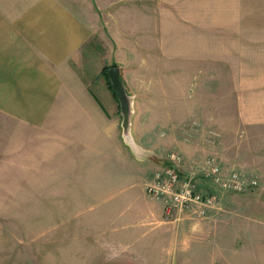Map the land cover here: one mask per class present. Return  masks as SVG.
Listing matches in <instances>:
<instances>
[{
	"label": "rangeland",
	"instance_id": "374dc122",
	"mask_svg": "<svg viewBox=\"0 0 264 264\" xmlns=\"http://www.w3.org/2000/svg\"><path fill=\"white\" fill-rule=\"evenodd\" d=\"M89 1L96 35L49 128L0 115V264H264L263 45L243 23L264 21V0ZM112 66L134 102L129 136ZM98 111L126 151H84ZM172 152L181 178L217 195L206 217L167 219L148 194ZM212 156L258 184L191 176Z\"/></svg>",
	"mask_w": 264,
	"mask_h": 264
},
{
	"label": "crops",
	"instance_id": "0c3cea01",
	"mask_svg": "<svg viewBox=\"0 0 264 264\" xmlns=\"http://www.w3.org/2000/svg\"><path fill=\"white\" fill-rule=\"evenodd\" d=\"M114 2L136 3L113 0L110 4ZM94 6L89 0H0V115L28 132L49 128L54 109L61 106L68 74L76 75L72 65L94 41ZM104 10L109 12L108 7ZM243 23L250 36L244 37L245 42L263 45L256 54L264 57V21ZM234 32L238 34V26ZM98 114L95 128L91 131L89 126L84 134V151H126L114 123L102 111ZM189 154L202 157L206 151Z\"/></svg>",
	"mask_w": 264,
	"mask_h": 264
},
{
	"label": "built area",
	"instance_id": "2783aa9c",
	"mask_svg": "<svg viewBox=\"0 0 264 264\" xmlns=\"http://www.w3.org/2000/svg\"><path fill=\"white\" fill-rule=\"evenodd\" d=\"M182 160L176 152L169 154V163L154 172L153 177L147 183L146 189L149 195L159 199L163 203L165 216L172 219L189 207L192 214L197 217H206L215 206L217 195L215 192L205 193L197 188L192 177L184 180L179 174V164ZM221 165L215 156H212L201 167L200 172L191 176H201L210 180L214 185L232 192H242L248 187L258 184L256 177L252 179L240 178L236 170L224 174ZM216 187V186H215Z\"/></svg>",
	"mask_w": 264,
	"mask_h": 264
},
{
	"label": "water",
	"instance_id": "95a60500",
	"mask_svg": "<svg viewBox=\"0 0 264 264\" xmlns=\"http://www.w3.org/2000/svg\"><path fill=\"white\" fill-rule=\"evenodd\" d=\"M109 75L111 78V83L114 89L117 92L119 97L121 111L124 113V126H125V133L129 136V126L131 123V113L133 112V99L131 96L127 94L126 89L120 79V70L117 66H112L109 69Z\"/></svg>",
	"mask_w": 264,
	"mask_h": 264
},
{
	"label": "trees",
	"instance_id": "16d2710c",
	"mask_svg": "<svg viewBox=\"0 0 264 264\" xmlns=\"http://www.w3.org/2000/svg\"><path fill=\"white\" fill-rule=\"evenodd\" d=\"M107 70V69H106ZM106 70H105V72H104V74L106 75V76H108L109 77V75L106 73ZM108 79V78H107ZM108 85L110 86V88H112V91H113V94H114V96H115V99L117 98V95H116V90L112 87V84H111V82H110V80L108 79Z\"/></svg>",
	"mask_w": 264,
	"mask_h": 264
}]
</instances>
